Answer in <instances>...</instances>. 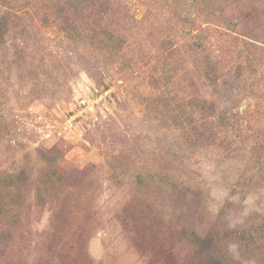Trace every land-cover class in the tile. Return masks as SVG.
Listing matches in <instances>:
<instances>
[{
	"label": "rangeland",
	"instance_id": "374dc122",
	"mask_svg": "<svg viewBox=\"0 0 264 264\" xmlns=\"http://www.w3.org/2000/svg\"><path fill=\"white\" fill-rule=\"evenodd\" d=\"M0 264H264V0H0Z\"/></svg>",
	"mask_w": 264,
	"mask_h": 264
}]
</instances>
